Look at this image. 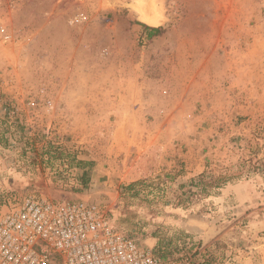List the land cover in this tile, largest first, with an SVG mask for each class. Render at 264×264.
I'll use <instances>...</instances> for the list:
<instances>
[{"label": "rangeland", "instance_id": "rangeland-1", "mask_svg": "<svg viewBox=\"0 0 264 264\" xmlns=\"http://www.w3.org/2000/svg\"><path fill=\"white\" fill-rule=\"evenodd\" d=\"M29 194L165 258L264 264V0H0V209Z\"/></svg>", "mask_w": 264, "mask_h": 264}, {"label": "built area", "instance_id": "built-area-1", "mask_svg": "<svg viewBox=\"0 0 264 264\" xmlns=\"http://www.w3.org/2000/svg\"><path fill=\"white\" fill-rule=\"evenodd\" d=\"M0 264H190L118 229L96 202L27 195L0 209Z\"/></svg>", "mask_w": 264, "mask_h": 264}, {"label": "trees", "instance_id": "trees-1", "mask_svg": "<svg viewBox=\"0 0 264 264\" xmlns=\"http://www.w3.org/2000/svg\"><path fill=\"white\" fill-rule=\"evenodd\" d=\"M144 28L149 31V37H152L153 35H157L159 33H161V31L163 30V27H148L143 25ZM203 173H201L198 177V179H200L202 182V187L201 190L202 192H204L206 195H210V194H214L216 192V190H218L220 187H222V185L226 184L227 182H229L231 179H233L234 175L232 174H228L227 172L225 173H221L215 177H212L211 180L205 181L203 180Z\"/></svg>", "mask_w": 264, "mask_h": 264}, {"label": "bare ground", "instance_id": "bare-ground-1", "mask_svg": "<svg viewBox=\"0 0 264 264\" xmlns=\"http://www.w3.org/2000/svg\"><path fill=\"white\" fill-rule=\"evenodd\" d=\"M153 4V3H152ZM155 4V2H154ZM153 4V6H154ZM146 5V4H145ZM153 6H143L144 7L143 9H141V18H142V21L150 24V25H154V26H159L162 21H163V15H162V10L160 9V11H158V8L160 6H158V8L153 7ZM156 8V9H155ZM161 8V7H160ZM143 10V11H142Z\"/></svg>", "mask_w": 264, "mask_h": 264}, {"label": "water", "instance_id": "water-1", "mask_svg": "<svg viewBox=\"0 0 264 264\" xmlns=\"http://www.w3.org/2000/svg\"><path fill=\"white\" fill-rule=\"evenodd\" d=\"M139 19H140V21H142V18H141V14H140V16H139ZM144 24H146L147 26H149V27H158V26H154V25H150V24H148V23H146V22H144V21H142ZM80 199H87V196L86 195H84V196H80Z\"/></svg>", "mask_w": 264, "mask_h": 264}]
</instances>
